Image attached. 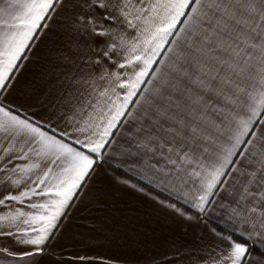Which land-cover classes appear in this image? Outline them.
Here are the masks:
<instances>
[{
  "label": "snow or ice",
  "instance_id": "1",
  "mask_svg": "<svg viewBox=\"0 0 264 264\" xmlns=\"http://www.w3.org/2000/svg\"><path fill=\"white\" fill-rule=\"evenodd\" d=\"M124 189L199 230L135 264H264V0H0V264H125Z\"/></svg>",
  "mask_w": 264,
  "mask_h": 264
},
{
  "label": "crops",
  "instance_id": "2",
  "mask_svg": "<svg viewBox=\"0 0 264 264\" xmlns=\"http://www.w3.org/2000/svg\"><path fill=\"white\" fill-rule=\"evenodd\" d=\"M27 78H35L38 91L43 92L44 95L53 89L49 83L50 76L45 72L42 64L29 63L22 79ZM135 180L136 178L133 177V182ZM115 198L120 210H113L104 222L107 230L105 235L110 240L101 239L99 251L103 254L117 255L125 261V264H135L141 253L147 254L151 249H163L171 236H175L181 242L185 239L190 242L199 234V230H196L185 238L182 228L167 216L163 209L137 192L124 189L118 192ZM125 209L132 211H124ZM76 231L83 232L84 229H76Z\"/></svg>",
  "mask_w": 264,
  "mask_h": 264
}]
</instances>
